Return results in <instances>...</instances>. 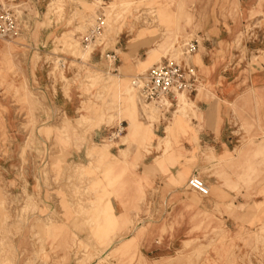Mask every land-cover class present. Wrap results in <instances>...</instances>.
Here are the masks:
<instances>
[{"label": "rangeland", "instance_id": "374dc122", "mask_svg": "<svg viewBox=\"0 0 264 264\" xmlns=\"http://www.w3.org/2000/svg\"><path fill=\"white\" fill-rule=\"evenodd\" d=\"M75 2L82 8L68 11L69 3ZM2 3L14 11L17 27L10 37L0 39V264H145L140 247L151 229L136 232L147 220L141 214L147 209L150 219H161L166 192L177 185L183 192L193 191L187 187L192 174L206 182L209 195L215 194L211 176L218 177L220 187L232 190L235 197L228 196L231 201L224 209L244 211L247 228L237 233L235 247H225L230 238L225 232H205L203 240L213 241L216 247L195 248L193 241L186 242L175 258L154 264H199L211 255L240 258L241 264H259L264 259V107L261 116L253 93L239 99L232 105V122L246 134L239 147L217 156L221 164L215 166L209 163L215 159L204 160L211 148L198 159L201 147L195 138L191 167L177 177L171 175L162 186L163 176L156 180L153 174L141 172L139 165L151 161L145 157L153 154L155 145L165 150L154 160L158 174L165 173L164 164L173 160L171 146L181 143L174 129L184 130L196 116V104L186 92L147 102L133 84L137 74L174 60L180 51L189 61L187 47L195 42L197 19L225 14L226 6L236 22L249 19L245 26H237L234 48L242 50L245 38H253L255 30L263 28L258 19L264 18V0ZM63 19L69 26L56 36L45 33ZM125 26L131 33L127 38H133L130 48L146 47L127 55L134 67L123 80L88 63L91 50L115 44V36ZM93 30L94 41H85ZM259 45L258 53L264 54V39ZM85 47V55L80 54ZM60 52L82 59L70 62L75 68L71 77L63 76ZM42 64L50 65L52 76L63 80L67 95L77 93L76 112L54 113L39 79ZM126 86L133 88L130 95L124 93ZM148 105L155 111L146 112ZM162 120L165 133L159 127ZM98 128L107 134L94 142L91 137ZM160 136L164 139L158 140ZM82 148H87L84 160L73 153ZM92 151L103 156L96 159ZM203 222L211 223L208 218Z\"/></svg>", "mask_w": 264, "mask_h": 264}, {"label": "crops", "instance_id": "0c3cea01", "mask_svg": "<svg viewBox=\"0 0 264 264\" xmlns=\"http://www.w3.org/2000/svg\"><path fill=\"white\" fill-rule=\"evenodd\" d=\"M43 1L36 0V4L41 6ZM81 1L90 2V0ZM106 1L103 0V2ZM75 8L80 10L82 5L78 2L69 3L68 11ZM248 21L249 19L241 18L240 22H236L229 16L228 6H226L225 14L216 13L209 17L200 16L197 19L196 24L199 25V28L192 39L195 41L197 49L189 56V64L196 70L200 78L197 90L190 93L196 104V116L192 117L190 122L185 123L184 130L180 127L174 129V136L178 137L181 143L171 146L170 151L173 153L171 159L173 160L164 164L165 173L163 175L158 174L157 164H154L156 156L165 152L163 148L157 150L153 145L152 147L155 149L153 154L145 157V159L151 157V161H143L139 165L141 172H146L148 175L153 174V178L156 180L163 176L165 181H160L162 186L169 183L171 175L177 177L191 167L190 152L195 146V138L198 139L201 147L198 154L199 160L202 157V152L208 148H211L212 151L209 152V156L204 157V160L209 161L239 147L240 138L246 135L243 131L238 130L237 123L232 122L235 118L232 105L239 102V99L243 100L244 97L253 93L256 98L254 104L259 107L261 105L259 114L262 116L264 102L261 104L260 97L264 98V54L258 53V50L259 44H262L264 39V18L258 19L263 24V28L259 27L255 30L256 36L245 38L242 50L238 51L234 48L239 33L237 26H245L249 23ZM67 26H69L67 19L58 23L55 21L51 28L45 29V33L56 36L58 30ZM130 34L129 28L121 27V31L115 36V44L109 45L107 48L97 46L91 50L88 64L94 70L113 72L111 74H116L123 80L126 79V72L134 67L133 63L130 65L128 62L127 55L135 54V51L140 52L146 47V45H140L131 49L130 41L133 38H127ZM244 50L245 55L244 52L241 53ZM57 56L61 58L65 78L71 77L75 72V68L70 66V62H82L80 57L74 59L71 55L63 52L58 53ZM49 67L50 65L46 64L39 67L41 86L48 93V103L55 111L54 113H65L69 116L70 112L77 110L79 103L77 93L71 91V95H67L63 80L59 77L55 79ZM259 118L261 117L258 116ZM159 127L165 133L167 125L164 120ZM106 134L105 129L98 128L93 132L91 140L94 142L103 140ZM83 149L73 151L75 156L83 158L82 160L87 157V148ZM209 163L215 166L221 164L219 158ZM210 184L213 186L215 194L208 196H202L194 190L183 192L182 186L179 185L169 189L163 198L165 210L161 214V219H150L147 209L144 210L141 216H145L147 220L144 226L136 229V232L142 227L147 230L151 229L145 237V243L140 247L141 259L145 261V264H154L175 258L177 253L184 248L186 242L193 241L195 248L216 247L213 241L203 240L205 232L228 234L230 238L226 242V248H232L239 244L234 239L238 237L237 233L242 228H247L246 214L242 210L234 213L224 209V205L231 201L228 196L233 198L235 195L232 190L220 187L217 176H211ZM157 200H159V196ZM206 218L210 219V225L203 222V219ZM155 230L159 231V235H154ZM239 259L234 260L226 257L223 260L211 255L209 258L201 259L199 264H241ZM259 261V264H264V259L260 258Z\"/></svg>", "mask_w": 264, "mask_h": 264}, {"label": "built area", "instance_id": "2783aa9c", "mask_svg": "<svg viewBox=\"0 0 264 264\" xmlns=\"http://www.w3.org/2000/svg\"><path fill=\"white\" fill-rule=\"evenodd\" d=\"M14 15V11L6 8L0 0V39L10 37L14 33L17 27V19ZM95 32L96 30L91 31L85 37V41L94 39ZM196 49V43L189 42L187 53L192 54ZM199 81L200 78L196 70L185 57L174 60L166 59L160 64L153 65L146 72L137 74L133 79V84L139 89L145 101L157 102L164 97L171 98L180 91L195 92ZM187 187L199 192L202 196H208L210 193L209 186L198 174H192L188 178Z\"/></svg>", "mask_w": 264, "mask_h": 264}, {"label": "bare ground", "instance_id": "6f19581e", "mask_svg": "<svg viewBox=\"0 0 264 264\" xmlns=\"http://www.w3.org/2000/svg\"><path fill=\"white\" fill-rule=\"evenodd\" d=\"M67 37V36H66ZM67 40V39H66ZM68 41V40H67ZM73 41H72V39L70 40L69 39V43H72ZM68 43V44H69ZM63 44H67V43H63ZM73 44V46H74V42L72 43ZM71 45V44H70ZM69 46V45H68ZM87 49H88V47H85V48H83L82 50H81V52H80V54H82V55H85V52H87ZM83 57V56H82ZM176 58L177 59H183V58H185V53L184 52H182V51H180V52H178V53H176ZM132 89L133 88H131L130 86H126V88L124 89V93L125 94H127V95H130L131 94V92H132ZM181 92V91H180ZM179 92H177L176 94H178ZM182 93V92H181ZM181 93H180V97L182 98V95H181ZM123 93H122V91H119V96H120V98H121V95H122ZM175 94V95H176ZM163 100H165V99H169V98H167V97H164V98H162ZM147 108H148V111H146V112H154L155 111V107L153 106V105H148L147 106ZM164 139V136H160V137H158V140H163ZM150 140H151V138H150ZM92 148H95V146H93ZM94 154H95V158L97 159V158H101L103 155L101 154V153H98V152H94V151H92ZM81 166H83V165H81ZM99 259V258H98Z\"/></svg>", "mask_w": 264, "mask_h": 264}]
</instances>
